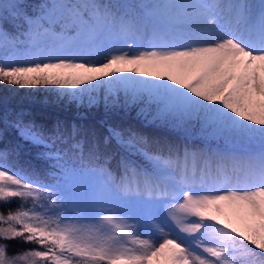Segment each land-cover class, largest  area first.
I'll list each match as a JSON object with an SVG mask.
<instances>
[{"label": "snow or ice", "instance_id": "6c2138e0", "mask_svg": "<svg viewBox=\"0 0 264 264\" xmlns=\"http://www.w3.org/2000/svg\"><path fill=\"white\" fill-rule=\"evenodd\" d=\"M0 86L184 133L0 117V264H264V0H6Z\"/></svg>", "mask_w": 264, "mask_h": 264}, {"label": "trees", "instance_id": "16d2710c", "mask_svg": "<svg viewBox=\"0 0 264 264\" xmlns=\"http://www.w3.org/2000/svg\"><path fill=\"white\" fill-rule=\"evenodd\" d=\"M1 2V0H0ZM30 11L41 0H21ZM10 27V25H8ZM24 112L26 120L35 121L45 129H51L57 122L70 127L75 124L85 129H92L101 134L108 125L120 128H131L143 135L160 141L180 143L184 133L167 126L150 123L143 116L138 115V109H115L105 111L103 104L96 107L78 106L75 103H67L64 99L52 97L47 91L36 89H16L8 86H0V117L5 114L9 118L16 113ZM193 142H198L193 140ZM0 149L15 150L14 159L27 169H35L38 172L49 170V162L38 158V149L22 141L16 131L11 127H5L0 119ZM112 153L120 151L119 146L113 141L107 146Z\"/></svg>", "mask_w": 264, "mask_h": 264}, {"label": "rangeland", "instance_id": "374dc122", "mask_svg": "<svg viewBox=\"0 0 264 264\" xmlns=\"http://www.w3.org/2000/svg\"><path fill=\"white\" fill-rule=\"evenodd\" d=\"M1 2H6V0H1ZM40 88H36V90H39ZM44 89L45 91H47L48 94L52 95V97H57L56 94H55V90L54 89H46V88H42ZM67 103H69L67 101ZM14 250V249H13Z\"/></svg>", "mask_w": 264, "mask_h": 264}]
</instances>
